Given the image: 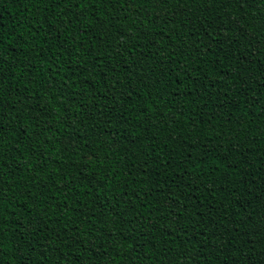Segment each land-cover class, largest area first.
I'll list each match as a JSON object with an SVG mask.
<instances>
[{
    "label": "trees",
    "instance_id": "trees-1",
    "mask_svg": "<svg viewBox=\"0 0 264 264\" xmlns=\"http://www.w3.org/2000/svg\"><path fill=\"white\" fill-rule=\"evenodd\" d=\"M26 3L0 0V264H264V48L231 26L264 40V0Z\"/></svg>",
    "mask_w": 264,
    "mask_h": 264
},
{
    "label": "snow or ice",
    "instance_id": "snow-or-ice-1",
    "mask_svg": "<svg viewBox=\"0 0 264 264\" xmlns=\"http://www.w3.org/2000/svg\"><path fill=\"white\" fill-rule=\"evenodd\" d=\"M33 2L44 3V0H27V3L25 4V10L27 9V5ZM48 2L52 3L53 0H48ZM56 2H59V0H56ZM67 2L75 4L77 0H67ZM99 2H103V0H99ZM108 2L123 4L125 2H131V0H108ZM151 2L154 4L155 7L159 8L162 5L169 4L170 0H151ZM214 2H216V0H214ZM219 2L223 4H228V5H235V6H238L239 9H244L246 6H250L251 3L254 2V0H219ZM261 18H262V22H264V10H261ZM241 19H243V14L239 13L237 17L231 21L232 30L237 34L238 37H240L241 39L247 40L250 44L255 45V47L257 48V51H260L261 48H264V40H261L259 38H254L251 34L252 33L251 28H248L246 30L244 25L240 24ZM246 23L248 22L246 21ZM3 31H4L3 24L2 22H0V45H2L4 41ZM177 46L179 47V44H177ZM193 71H195V68H193ZM175 83L179 85L180 81L177 80ZM183 87L188 89L189 95H191L192 92L194 91L197 92L198 94L199 91L201 90L206 91L207 89L206 85L197 83L195 79H193L192 81H190L188 85H184ZM201 103H205V101L201 99ZM205 106H207L206 103H205ZM218 106H222V104ZM6 136H7V133L3 129L2 124H0V162H2L4 153L6 151V148H5ZM210 150L211 149H209V151ZM213 163H216V161H213ZM29 167H32V165H29ZM4 198H5L4 189L0 187V220L3 219ZM2 232H3V228H0V235H2ZM0 248H2V244H0Z\"/></svg>",
    "mask_w": 264,
    "mask_h": 264
}]
</instances>
